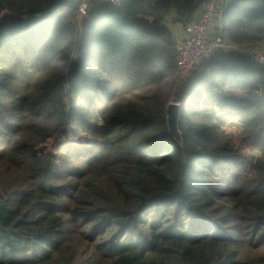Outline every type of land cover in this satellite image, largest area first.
Instances as JSON below:
<instances>
[{"label": "trees", "instance_id": "obj_1", "mask_svg": "<svg viewBox=\"0 0 264 264\" xmlns=\"http://www.w3.org/2000/svg\"><path fill=\"white\" fill-rule=\"evenodd\" d=\"M98 2L0 0V264H264V66L219 53L181 82L177 140L167 22L213 0ZM218 29L264 41V0ZM58 136L85 147L41 151Z\"/></svg>", "mask_w": 264, "mask_h": 264}, {"label": "built area", "instance_id": "obj_2", "mask_svg": "<svg viewBox=\"0 0 264 264\" xmlns=\"http://www.w3.org/2000/svg\"><path fill=\"white\" fill-rule=\"evenodd\" d=\"M106 3L117 7L120 5V0H106ZM83 5L80 10L82 15H85L89 9V2ZM221 16L222 10L216 0H213L202 7L199 17L192 22L190 33L182 40L178 48L177 68L182 79L191 77L209 59L219 53L244 54L264 66V54L244 49L243 45H236L224 38L216 26Z\"/></svg>", "mask_w": 264, "mask_h": 264}, {"label": "rangeland", "instance_id": "obj_3", "mask_svg": "<svg viewBox=\"0 0 264 264\" xmlns=\"http://www.w3.org/2000/svg\"><path fill=\"white\" fill-rule=\"evenodd\" d=\"M86 2H84V4ZM104 2H106V0H102L99 3L102 4ZM82 7L85 10L84 5ZM89 9H90V6H89ZM195 17H198V16H195ZM82 18H83L82 12H81V10H79L77 13V20H76L79 25H80ZM195 19H197V18H195ZM192 24L193 23L191 22L188 25L179 24L178 26H176V24H172V23H171V25H169V27L173 28V31H174L173 32V39H174L173 42L176 43L177 51H178V48H179L182 40L190 33V29H191ZM176 29L178 31H176ZM177 32L179 34H181V37L176 36ZM177 58H178V54H177ZM173 73L171 76H168L164 81V85H165L164 95L172 94V95H170L171 97H169L168 105L172 104V103L179 104V102L177 101V98H176V94H174V92L180 87V83L184 81V79H182V77L180 76V72H179L178 68L176 69L175 73L174 74ZM144 93H145V91L144 92L135 91L131 94H125L124 96L126 98L122 99L121 101L136 99L140 95H145ZM152 95H153V93L151 92V94H149L148 96H146L144 98H147V97L152 96ZM219 125L222 127L221 130H225V132L227 134L232 135L237 143L240 142V140L243 137L242 130H238V129L232 127L231 125H229V123H226V124L220 123ZM77 138H78L77 136H70L69 140H68V138H64L63 136H58V137L52 138L45 146H43L40 149H41V151L45 150V152H51L55 155L61 154V156H64V155H67V152H70L73 150V148H71V147H78L77 149H79L81 147H85L84 144L75 143L74 139H77ZM72 156L73 157L69 160L70 161L69 163L73 164V165L75 164V166H82L83 163L78 162L79 160H81L79 158V156H77L75 154H72ZM63 158H59L57 163H59V164L62 163L64 161Z\"/></svg>", "mask_w": 264, "mask_h": 264}, {"label": "crops", "instance_id": "obj_4", "mask_svg": "<svg viewBox=\"0 0 264 264\" xmlns=\"http://www.w3.org/2000/svg\"><path fill=\"white\" fill-rule=\"evenodd\" d=\"M100 1H102V0H99V2ZM244 1H247V0H216L218 6L222 10V16L220 17L219 20H217L216 26L218 27V25L221 23V20L223 18H225V15L228 16L230 14H234L236 12V10L238 9V6L241 5L242 2H244ZM96 3H97V1H96ZM201 7L202 6H200V8L195 12L194 18H198L199 17V15L201 13V9H202ZM195 16H198V17H195ZM169 25H171L170 21L167 22V26L168 27H169ZM178 25L179 24H176V26H178ZM170 30L172 32H174L173 28H170ZM176 31H178V30L176 29ZM176 36L181 37V34H179L177 32ZM243 47H244V49H251V50L255 51L256 53L264 54V41H262V42H260L258 44H255V45H248V46L244 45Z\"/></svg>", "mask_w": 264, "mask_h": 264}, {"label": "water", "instance_id": "obj_5", "mask_svg": "<svg viewBox=\"0 0 264 264\" xmlns=\"http://www.w3.org/2000/svg\"><path fill=\"white\" fill-rule=\"evenodd\" d=\"M169 133L177 140L181 139L179 132L180 104H169L166 109Z\"/></svg>", "mask_w": 264, "mask_h": 264}]
</instances>
